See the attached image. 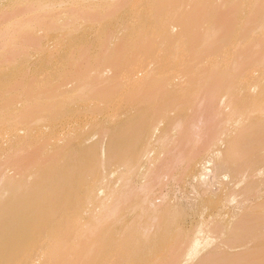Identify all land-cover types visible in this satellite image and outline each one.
<instances>
[{"label": "bare ground", "instance_id": "bare-ground-1", "mask_svg": "<svg viewBox=\"0 0 264 264\" xmlns=\"http://www.w3.org/2000/svg\"><path fill=\"white\" fill-rule=\"evenodd\" d=\"M113 2L0 0V138L52 132L36 171L28 143L0 145V174L15 172L0 194V264H208L248 231L245 185L229 181H247L263 144L264 0L175 28L168 0L131 2L129 29L83 51L85 23L103 32ZM16 181L37 182L21 195ZM141 203L154 212L147 241ZM44 208L52 220L35 225Z\"/></svg>", "mask_w": 264, "mask_h": 264}, {"label": "rangeland", "instance_id": "rangeland-1", "mask_svg": "<svg viewBox=\"0 0 264 264\" xmlns=\"http://www.w3.org/2000/svg\"><path fill=\"white\" fill-rule=\"evenodd\" d=\"M215 1L216 0H168V3L175 7V14L171 16V23H173L171 27L175 28L180 26V24L188 19L192 21L194 20V17L200 19L220 18L225 12L229 13L236 7L243 9L246 6L250 10V8H253L254 5L259 4L262 0H232V2H229L228 0H219L216 4ZM115 2H117V4H115ZM131 2L138 3L139 5L147 3L148 0H114V2L111 5H108L106 10L102 12V14L108 15L111 19V23L105 27L103 32H96V29L91 22L85 23L82 29L84 36L81 49L85 52H95L100 50L104 48V40L112 32H114L115 39L117 37V32L123 34L126 29H129L127 23L134 19V14L131 13L129 8H127ZM208 5L213 6V8L211 7L209 9ZM238 5H240V7H238ZM90 8L93 9V5L88 6V9L92 11ZM185 12H187V15L184 16ZM188 12L190 13L188 14ZM230 28L232 35H240L239 26L233 27L231 25ZM141 32L143 33L144 31L141 29ZM226 47L227 46L224 47L220 55L209 58L212 64L215 65L224 58L226 59L228 49V47ZM142 84H145V82ZM63 125L64 123L62 122L57 125L60 132H63ZM51 135L52 132L47 124L41 125L36 131L32 132L29 137L26 136V132H18L10 129L0 138V145L3 148L10 141H17L20 143L17 149H20L23 145L28 143V146H26L24 150L25 153H28L26 160L33 157H36V159L33 162L27 163L25 170L32 172L36 171L38 168L40 156L44 153L42 149L47 148L50 145ZM3 140L9 142L3 144ZM262 141L263 144L260 146L259 152L260 156L253 164H251L245 175L247 181H229L231 184L237 183L239 187L245 185L240 202L245 212V217L248 220V231L241 241L229 246L221 247L219 254L208 264H264V138ZM16 160H18V157L13 156L10 163L14 164ZM26 160H23V165L26 164ZM21 169L23 168L10 169V171ZM21 175L25 177L26 172L22 171ZM9 176L13 178L15 172L9 174L2 172L0 174V194L5 183L13 182L7 181L9 180L7 179ZM28 182L29 181H16L21 195L34 186L37 181H30L31 185H29ZM214 187H216V183ZM132 189L133 187L130 188V191ZM47 195L49 196V193H47ZM40 200H42V198H40ZM44 202L45 200L43 203ZM35 205H37V202H33L30 207ZM140 205L143 207H139V212L142 211V208L145 209V211L139 218L135 233L136 236H141L143 240L147 241L149 236L156 230L155 221L149 215L151 213L154 214V212H151L152 210L148 209L146 204L141 203ZM52 218L53 214L51 210L44 208L37 214L35 225H38L40 222H50ZM0 230L3 233L6 232L4 227H0ZM44 234L45 236L52 237L54 232L46 228ZM37 249L36 233L32 231L26 241L24 255H26L27 258L28 252ZM65 254L67 259H74L77 252L67 249Z\"/></svg>", "mask_w": 264, "mask_h": 264}]
</instances>
